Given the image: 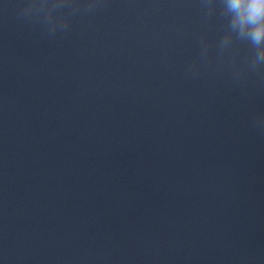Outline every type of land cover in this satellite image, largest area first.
I'll return each instance as SVG.
<instances>
[{"label": "clouds", "instance_id": "9594fccd", "mask_svg": "<svg viewBox=\"0 0 264 264\" xmlns=\"http://www.w3.org/2000/svg\"><path fill=\"white\" fill-rule=\"evenodd\" d=\"M229 7L236 13L240 25L253 27L249 36L259 43L264 38V0H229Z\"/></svg>", "mask_w": 264, "mask_h": 264}]
</instances>
